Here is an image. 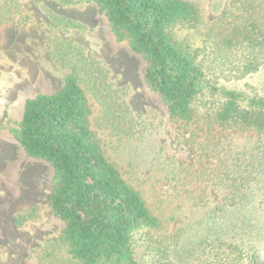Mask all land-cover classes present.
Wrapping results in <instances>:
<instances>
[{
  "label": "rangeland",
  "instance_id": "1",
  "mask_svg": "<svg viewBox=\"0 0 264 264\" xmlns=\"http://www.w3.org/2000/svg\"><path fill=\"white\" fill-rule=\"evenodd\" d=\"M189 1L197 6L200 20L195 28L174 27L173 37L204 67L216 88L263 96L264 68L246 73L245 51L224 47L220 39L235 15L230 0ZM17 2L19 8L0 23V264H80L60 241L63 223L48 204L53 168L29 157L8 131L18 125L25 101L60 90L73 65L91 107L90 128L108 160L159 221L158 228L133 236L136 259L142 264H264V168L245 209L215 211L218 195L208 182L206 193L198 197L206 182L198 180V173L211 165L200 152L205 133L195 131V124L169 120L161 98L145 82L146 61L127 40H116L97 4ZM111 88L124 93L141 123L137 134L117 135L105 125H111L110 112L116 108L105 113ZM217 97L206 88L195 102L197 114L203 117ZM229 132L241 139L248 136ZM231 219L237 228L230 229Z\"/></svg>",
  "mask_w": 264,
  "mask_h": 264
},
{
  "label": "trees",
  "instance_id": "2",
  "mask_svg": "<svg viewBox=\"0 0 264 264\" xmlns=\"http://www.w3.org/2000/svg\"><path fill=\"white\" fill-rule=\"evenodd\" d=\"M58 1L64 5L74 2ZM93 1L106 15L116 40H127L130 49L146 61L145 82L161 98L169 120L195 124V131L205 133L200 152L211 165H204L198 173L202 177L198 180L206 181L198 197L210 184L218 195L215 211L238 213L245 209L253 197L257 175L263 174L264 95L250 97L216 88L204 67L173 37L176 26H197L200 16L193 2ZM229 3L235 15L230 30L220 39L224 47L245 51L242 67L246 73L259 71L264 68V0ZM16 8L17 0H2L0 23L9 20ZM74 71L75 65L57 92L27 99L18 125L8 131L29 157L44 160L53 168L48 204L63 223L59 239L73 259L80 264H142L134 253L133 236L143 229L158 228L159 221L106 157L90 128L91 107ZM206 88L216 92L218 99L201 117L195 102ZM108 91L105 113L111 106L116 108L110 110L111 125L109 121L105 125L126 137L140 132L141 123L125 103L124 93L112 88ZM229 130L248 136L241 139ZM212 218L210 214L209 220ZM229 226L237 228L238 223L231 219Z\"/></svg>",
  "mask_w": 264,
  "mask_h": 264
}]
</instances>
